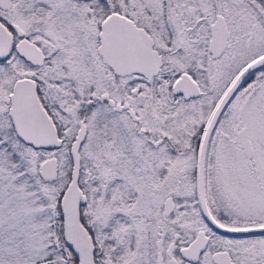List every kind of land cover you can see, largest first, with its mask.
Here are the masks:
<instances>
[{
  "label": "snow or ice",
  "instance_id": "1",
  "mask_svg": "<svg viewBox=\"0 0 264 264\" xmlns=\"http://www.w3.org/2000/svg\"><path fill=\"white\" fill-rule=\"evenodd\" d=\"M0 264H264V0H0Z\"/></svg>",
  "mask_w": 264,
  "mask_h": 264
}]
</instances>
